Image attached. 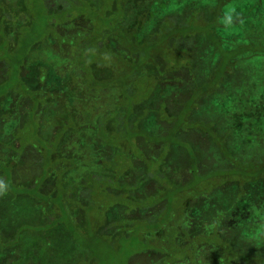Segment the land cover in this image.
Returning <instances> with one entry per match:
<instances>
[{
  "label": "rangeland",
  "instance_id": "1",
  "mask_svg": "<svg viewBox=\"0 0 264 264\" xmlns=\"http://www.w3.org/2000/svg\"><path fill=\"white\" fill-rule=\"evenodd\" d=\"M193 1L212 5L215 0H155L151 11L153 13L183 11ZM147 2V0H142L138 4L139 8L145 10ZM43 5V0H0V42H2V49L7 52L6 54H11L15 44H17L14 37L17 29L23 36L22 46L18 44L16 47L17 50H21L20 54L33 43L30 38L27 42V35L30 37V30L29 25H23L26 18L30 19L37 36L39 34L42 36L46 32L47 27H45L44 23L46 12ZM152 20L150 18V22ZM218 24L216 34L223 39V47L225 49H233L239 44L247 43L264 46V0L233 1L224 7ZM40 37L31 45L27 55L23 56V60L21 61L20 59V65L12 68V71L11 68H7L9 64H6L3 60L0 61V77L20 78L30 89H44L47 93L53 94V99L50 98L48 101V113L40 118L36 117V126H31L28 129L35 133L37 139L43 138L44 141L45 138L51 136L50 134L54 137L55 130H57L56 126L71 116L73 129L71 132L62 134L63 145L61 153L63 155H72L70 159L75 167L74 169L71 168L72 170H69L66 174L61 175V186L68 191L76 190L82 193V200L86 199V196L88 197L84 205L81 203V206L85 208L82 207L81 210L74 202L73 204L66 203L69 208L64 203V207L59 211L58 221L73 223L76 234L80 238L82 236L87 238L91 233L97 236L101 233V236L98 237H106L109 240L113 238L110 248L106 245V241L103 242L102 239V245L98 242L97 244L93 242L96 245L93 248L96 247V253L100 256L99 264L146 263L147 257H144L145 255L140 251L143 247L138 233L142 224V214H139L138 217H132L134 208L130 209L121 204H119L120 207L111 205L113 207L103 212L102 209L110 206L112 202L110 195L104 194L103 196L98 194L97 201H99V204H96V199L94 200L92 195L88 194V188L80 182L81 177L85 175L88 178L92 174V178H95L94 182L98 185L96 188L98 191L104 180L109 182V178H106V176H110V173L106 171L107 169L100 167L98 160L93 156L94 154L92 155L93 134L90 130H93L92 126L97 124L99 120L115 111L118 112L116 113L118 118L116 125L120 127L124 123L122 119L123 113H121L123 108L121 112L118 109L115 110L122 92L118 87L89 91L87 83L83 82L84 78L78 76L84 66L77 60L78 49L70 46L59 50L48 43L42 44L43 39H40ZM192 42L191 39L188 40L189 45ZM179 44L181 42L178 41L176 45ZM199 47L203 53L211 54V49L207 48L202 39H200ZM96 54L100 57V54ZM199 57L202 60L207 58L206 55H200ZM239 61L240 69L236 70L235 66L231 77L224 79L220 91L214 93L210 97L211 100L209 102L203 101L200 105H196L198 107L194 109L197 113H200L199 118L205 117V114L208 115L209 118H205L214 122L213 126L218 130L219 137L223 139V142H220L222 145L216 142L215 144L213 137L201 132L203 131L201 128L194 129L195 131L190 133V139L187 140V143L197 144L196 149L201 158V162L197 166L206 170V173H202L201 178L197 179V183L191 186L200 191L214 188L211 185L214 184L215 179L211 178L209 171H211V168L217 167V164L219 166L220 162V167H223L222 163H225V160L228 167H231V165L233 167L234 161L257 160L264 156V55L248 53L246 56L240 57ZM103 62L102 66L92 64L90 67L96 74L95 76H100L102 79L105 78L103 77L104 75L108 74L109 69L104 65L108 61L103 60ZM2 66H4V69ZM5 68L7 69L6 71ZM201 74L203 75V73ZM171 78L176 82L174 81V84L169 83L164 89L161 99L165 102L158 100L160 95L159 88L149 91V86L147 85L142 87L139 82L133 84L134 88L131 91L134 95L128 102L132 103L142 100L139 103L141 106L135 108L134 114H138L144 109L154 110L157 107L159 108V105L164 104L165 113H167L166 118L168 119L170 113L178 112V109L185 106V101L189 100L193 92L192 82H205L208 79V77H185L184 75L183 77ZM18 104L20 114L23 116L27 114L30 100L28 98L21 99L18 100ZM42 105L39 103L36 106L37 111H40ZM193 116L195 118L196 114L194 113ZM16 117L17 114L12 98L5 97L0 99V120H3L0 122V141L3 145L7 144L14 155L17 156L19 154L17 162L12 165L10 170L12 179L10 184L6 186L4 178H0V264H56L50 258L48 263H45V254H50L52 251L61 258L72 257L73 255L79 257L85 251L69 240L65 225L58 224L52 229L41 231L45 225V220L41 217V201L38 198V194H35L34 191L30 192L32 187H27L32 184L33 177L39 172L37 164H41V159L38 160L37 158L35 145L37 143L35 140H32V142L27 141L26 145L21 148L23 150L17 151V145L26 139L28 131L23 133L20 126L16 130V135L9 137L12 129L16 126ZM68 121H66L67 124ZM142 122V127L148 133L156 132L158 126L156 124L158 123L157 118L145 116ZM27 124H29L28 121ZM3 145H0V159L9 161V149ZM106 147L101 145L100 149L103 153L108 150L112 152V156L116 159L126 157L132 160L140 170L142 169L141 166L145 165L151 169L152 175H156L155 160L142 159L141 153L138 151L126 153L125 151L123 152L121 147H118L117 150L114 149V146ZM166 152V150H162L160 155L170 158L171 155H166ZM207 152L210 158L205 161L203 157L204 153ZM110 156L105 154L104 159L109 160ZM176 159L177 161H174L175 165L181 167V165L186 164L188 157L185 158V162L181 161L179 156ZM97 174H102L103 176H96ZM245 176L234 174L231 179H235L234 181L236 182L220 185L224 187L218 188L212 195L204 198L208 203H214L215 211H218L222 219L226 220L232 217L240 220V229L242 232L246 230L248 232V234H245L248 247L244 246L243 249L255 252L262 251L264 250V177L251 183L245 181ZM237 180L242 183L241 188H239ZM94 182L91 181V184ZM112 183V186L119 193L114 196V200L116 202H119V199L124 201V194L126 193L125 191H128V188L120 179L113 180ZM165 183L160 182V188L157 191L161 192V187ZM86 184L89 185L90 182H86ZM51 187L52 182L50 180L44 181L40 189L43 193L42 195L49 193ZM20 190L30 194H20L18 193ZM139 198L141 197L137 198L139 204L146 203V200H149V198L145 197L140 201ZM204 198L201 200H204ZM127 203L133 204L132 202ZM202 205L190 212L189 215L192 221L203 219L204 215H200L203 210L200 209L206 210L209 207L201 208ZM53 209L54 207H50V205L45 207L46 212L55 218ZM177 210L179 211V209ZM203 213L208 214V211ZM119 214L122 215V218L130 216L129 222L131 224L127 226L128 233L126 235L118 232L119 234L111 236L107 231L103 234L101 226L99 231L97 230L96 232L95 229L97 227L94 226L96 221L104 220L105 222L108 220V223H111L117 219ZM50 218L52 217L50 216ZM84 219L85 221L87 220L86 223L88 224L86 229L82 223ZM150 234L151 239L158 238L155 237L154 231H151ZM228 235L232 239L238 238L233 230ZM208 237H203L201 234L198 236L203 241H210ZM170 239L171 237L169 236L167 238L166 252L162 249L157 251L154 258L156 259V264H160L159 261H161V264H165L163 255L165 253L168 255L169 253ZM89 240L95 239L90 237ZM210 243L215 250L214 253H219L220 249L216 248L218 244L211 241ZM138 253L142 256H137L135 260H132ZM76 257L73 256L70 259L72 264H74ZM81 263L83 264L82 261Z\"/></svg>",
  "mask_w": 264,
  "mask_h": 264
},
{
  "label": "trees",
  "instance_id": "2",
  "mask_svg": "<svg viewBox=\"0 0 264 264\" xmlns=\"http://www.w3.org/2000/svg\"><path fill=\"white\" fill-rule=\"evenodd\" d=\"M141 1L43 0V7L46 12L44 20L45 27H47L46 32L42 36L41 34L37 36L30 19L26 18L23 25H29L30 30V37L27 35V42L30 38L35 43L41 36L40 39H43L42 44L48 43L59 50L64 47H76L78 49L77 60L81 65H84L82 70L78 67L81 70V74H78V76L84 78L83 82L87 83L89 91L113 87L120 88L122 96L115 110L118 109L121 112L123 108L121 113H123L122 119L125 125L121 124L120 127L116 125L118 119L116 116L118 112L116 111L114 112L115 114H107V117L102 118L97 124L93 125V130H90L93 134L92 155L94 154L93 156L98 160L100 167L107 169L106 171L110 173V186H112L113 180L120 179L128 188V191H125L126 193L124 194L123 204L130 209L138 206L139 209H133V212L140 210L141 212H138V214H143L141 218L142 224L138 231L139 240L143 247L140 251L145 252L152 248L148 246V242L151 240L150 232L154 231L155 237L160 238L155 239V245L159 244V246H155L154 251L161 248V242L159 241L162 238L164 239V235L170 234L173 237L170 240L168 255L164 254V256L168 257L167 259L165 258L166 262L168 260L171 264H245V262H242L245 256L237 252L234 254L230 253L232 238L224 237L230 231H227L221 224L223 221L219 213L217 215L219 226L216 227L215 231H212L213 233H210L213 237L206 230L209 226H206L207 222H203V225L198 222L200 225L195 224V226L200 227V229L198 227L193 229L192 223L189 221V214L195 208H199L201 204H203L201 208H210V203L204 197L212 195L218 188L224 187L220 185L236 182L234 181L235 179H231L234 174H240L242 177L247 175L244 177L246 178L245 181L251 183L264 177V156L257 160L234 161L233 167L232 165L228 167L226 160L225 163H222L223 167H220V162L219 166L217 164V167H213L209 171L211 178L215 179L214 184L211 185L214 188L200 191L191 186L197 183V179L201 178V174L206 173V170L197 166L201 162L200 154L196 149L197 144L187 143V140L190 139V133L197 128H201L203 129L201 132L213 137L214 143L222 145L220 142H223V139L219 137L218 130L213 126L214 122L207 120L205 117H209L206 114L205 117L199 118L200 113H197L194 109L198 107L196 105H200L203 101L209 102L211 100L210 97L220 91L224 79L231 77L235 66L236 70L240 69L238 64L240 57H244L248 53L264 55V46L247 43L239 44L233 49H225L223 47V39L216 34V28L219 26V19L223 14L224 7L236 0H215L212 5L193 1L183 11L164 13H153L151 11L155 0H147L145 10L140 9L138 4ZM237 1L239 2L240 0ZM150 18L153 19L151 22ZM18 30L14 36L17 44H15L11 54H6L7 52L2 49V42H0V61L3 60L6 64H9L6 67L11 68V71L12 68L20 65V59L21 61L23 60V56L27 55L33 44L25 48L20 54L21 50H17L16 47L18 44L22 46L23 36ZM199 36L200 38H198ZM189 39H191V42L193 41L190 45L188 44ZM200 39L205 42L207 48L211 49V54L203 53L199 47ZM178 41L181 44L176 45ZM96 53L100 54V57ZM200 55H206V60H202L199 57ZM103 60L108 61L104 65L109 69L108 74L104 75L103 77L105 78L102 79L100 76H95L96 74L90 67L92 64H103ZM2 67L4 69V66ZM182 74L185 77H208V79L205 82L190 83L193 87L192 95H190L189 100L185 101V106L178 109V112L170 113L167 119L165 105L161 104L159 108L157 107L154 110L144 109L142 112L139 110L138 114H134L135 108L141 106L139 103L142 100L139 102H128L134 95L131 91L134 88L133 84L139 82L142 87L147 85L149 86V91L159 88L160 95L158 100L165 102L161 97H163L162 93H164L166 86L169 83L174 84L175 80L171 77H183ZM5 97H11L13 100V106L17 113V129L21 126L23 133L28 131L26 139L21 144H18L17 151L23 150L21 148L26 145L27 141L32 142V140H35L37 143L35 144L37 154L40 155L43 164V175L30 186L32 187L30 192L34 191L40 198L41 215L49 221L46 222L41 231L52 229L57 224L62 223L72 235L76 245L82 249H90L92 256L100 259L98 253H96V247L93 248L96 246L93 242L95 244L98 242L102 245L101 239L97 238L93 233L89 234L87 238L85 236L80 238L71 222L58 221L59 211L64 207L63 201L67 199L65 196L67 195L66 189L61 186V175L66 174L71 168L75 167L71 162V155L63 156V153H61L63 145L62 134L71 132L73 129L71 116L67 119L69 120L68 124L66 123L67 120L58 124L55 138L51 137L52 134H50L51 136L43 141V138L37 139L35 133L28 129L35 125L36 117L40 118L48 113V101L50 98L53 99V94L47 93L44 89H30L20 78L0 77V99ZM25 98L30 100L29 106L31 107H29L27 114L23 116L19 113L18 100ZM39 103L43 105L40 107V111H37L36 106ZM194 113L196 114L195 118L193 116ZM145 116L157 118L158 123L156 124L158 126L156 132L148 133L142 127V120ZM2 121L0 120V122ZM27 121L29 124H27ZM15 132L13 134L10 133L9 137L16 135ZM0 145H3L1 141ZM101 145L105 147L114 146L115 150L121 147L123 152L125 151L126 153L138 151L141 153L142 159L155 160L156 175H152L151 169L145 165H142L140 170L132 160L126 157L116 159L112 156V152L108 150L103 153L100 149ZM3 146L8 147L7 144ZM162 150H166V155L170 154L171 157L167 158L160 155ZM105 154L111 155V159L110 157L108 158L109 160L104 159ZM177 156L183 162L188 157L186 164L181 165V167L176 166L174 161H177ZM18 158L19 154L17 156L13 154L9 161L0 159V178H2V175L4 176L6 186L10 184L8 181L11 174L10 170ZM209 158L208 152L204 153L203 159L206 161ZM57 164L58 169H53ZM120 166L121 168H119ZM51 171L56 174L55 181L56 185H58V194L53 197L49 193L42 195L38 192V186L48 178L50 179ZM172 175H174V178ZM94 179L90 176L81 183L85 185L86 182H90L91 184ZM237 181L239 188H241L242 183L240 180ZM96 182L98 181L96 180ZM160 182H166L161 187V192L157 191L160 188ZM96 184L95 182L91 184V195L94 200L96 199L97 204L99 202L97 201L98 194L104 196L107 193L96 190L98 186ZM74 191L77 193L76 190ZM138 191L140 195L136 197V192ZM18 193L30 194L22 190ZM138 197H141L139 198L140 201L145 197L149 198V200H146V203L139 204L137 201ZM79 198L83 199L80 192H78V197L76 195L75 201L78 202ZM203 198L204 200H201ZM127 202H132L133 204H128ZM47 205L54 207L53 211L57 213L55 218L46 212L45 207ZM210 209L201 210L208 211V214H210ZM209 216L207 215V217ZM132 217H135L134 214ZM86 222L87 220L85 221V226L88 225ZM98 223L96 221L94 226L98 227ZM88 227L90 228V226ZM200 234L203 237L209 236L208 240L218 244L216 248L218 247L220 252L214 253L215 250L211 247L210 241L200 242L201 239L198 238ZM235 234L237 237L241 235L244 239L243 241L247 242L245 238V234H248L247 230L242 232L239 227ZM90 237L95 240H89ZM202 243L204 246L200 245ZM106 245L110 248L107 242ZM199 249L202 250L201 259H198V255L195 254ZM222 249L224 251L228 250L229 253L221 255ZM248 259L249 261L254 260L250 264H264V253L261 258L251 256ZM98 262L99 260H97V264H99Z\"/></svg>",
  "mask_w": 264,
  "mask_h": 264
},
{
  "label": "flooded vegetation",
  "instance_id": "3",
  "mask_svg": "<svg viewBox=\"0 0 264 264\" xmlns=\"http://www.w3.org/2000/svg\"><path fill=\"white\" fill-rule=\"evenodd\" d=\"M29 107H31V106H28V109H29ZM20 111V110H19ZM20 113V112H19ZM17 114V113H16ZM42 116V115H41ZM16 126H17V123H16ZM16 126H14V128L12 129V131H11V134H13L16 130H17V127ZM56 128L58 129V125L56 126ZM16 133V132H15ZM56 133H57V130H55V133H54V136H56ZM53 137V136H52ZM55 138V137H54ZM18 146V145H17ZM9 150H8V154H9V158H10V160H11V158H12V156H13V153L11 152V148L8 146L7 147ZM38 155V160H40V155L39 154H37ZM64 156V155H63ZM72 156V155H71ZM8 157V156H7ZM67 158H68V156H66ZM42 166H43V164H42V161H41V164H37V168H38V173L33 177V181H32V184L30 185V186H32L35 182H37V180L41 177V175H43V169H42ZM55 168H57L58 169V164H57V166H55V167H53V169H55ZM53 169H51V170H53ZM72 169H74V167L72 168ZM72 169H70V171L72 170ZM90 176H93L92 174L90 175ZM96 176H103L102 174H97ZM167 177V176H166ZM172 177L174 178V175H172ZM2 178H4V176L2 175ZM86 178V176L84 175L83 177H81V180H80V182H83L84 181V179ZM106 178H110V176L108 175V176H106ZM47 180H50L51 182H52V187H51V191L49 192V194L51 195V197H53V196H56L57 194H58V185H56V174L54 173V172H52L51 173V177H50V179H47ZM8 181H9V183L12 181V179H11V177H10V179H8ZM46 181V180H45ZM43 184H44V181L38 186V192L40 193V194H43L41 191H40V189H41V187L43 186ZM30 186H28V187H30ZM85 187H87L88 188V194H91V190H92V185L91 184H89V185H87V184H85ZM140 191V190H139ZM136 192V197L137 196H139L140 194V192ZM65 192H66V194L67 195H65L66 197H67V199L65 200V201H63V204L65 203V206H67L68 208H69V206L66 204V203H69V204H73V202H74V204H76L80 209L79 210H81L82 209V207L83 206H81V203L84 205V203L86 202V199H87V197L88 196H86V199H84V200H82V199H78V202H76L75 201V199H76V195H77V197H78V192L77 193H75V191L73 190V191H68V190H65ZM99 192H103V193H107V195H110V199H111V203H110V206H108L107 208H103L102 209V211L104 212V211H107L108 210V208H110V207H113V206H111V205H116L117 207H120V205L119 204H121V205H124V206H126L125 204H123V201H120L121 199H119V202H116L115 200H114V196H116V195H118L119 193H118V190L117 189H115V187H113V186H110V184H109V182L107 181V180H104L103 181V184L100 186V188H99ZM215 192V191H214ZM9 193H10V191H9ZM46 194H48V193H46ZM65 194V193H64ZM45 195V194H44ZM81 195H82V193H81ZM94 199V198H93ZM103 205V204H102ZM122 207V206H121ZM127 207V206H126ZM143 207V206H142ZM214 203L213 204H210V208H212V209H210V214H206V213H203L204 211H201L200 213V215L202 216V214L204 215V217H203V219L201 220V219H195V221H192V219L190 218V223H192L191 225H192V228L194 229V228H196V227H198L200 224H198V222H200L201 224L203 223V222H207V224H206V226H208L207 228H206V230L209 232V235H211L212 237H213V235L212 234H210L212 231H215V229H216V227H218L219 226V224H218V218H217V215H218V211H215L216 210V208L214 207ZM84 208V207H83ZM139 209V207L137 206H134V209ZM85 209V208H84ZM209 209V208H208ZM54 210V209H53ZM201 210V209H200ZM213 210V211H212ZM137 212V213H136ZM138 212H141L140 210H136V211H134V212H132V216H133V214H134V216H137L138 217V215L139 214H141V213H139L138 214ZM55 213V215L57 214L56 213V211L55 212H53V214ZM143 215V214H142ZM207 215H210L209 217H207ZM118 217H117V219L116 220H114L113 222H111V223H108V220L107 221H105L104 222V220H101L99 223H98V227L95 229L96 230V232H97V230L99 231V227L101 226L102 228H103V234L104 233H106V231H107V233L108 234H110L111 236H113V235H116V234H123V235H126L127 233H128V230H127V226H129L130 224H131V222H129V219H130V216L128 217V218H122V215L121 214H119V215H117ZM41 217L45 220V224H46V222H47V219H45L42 215H41ZM208 220H210L209 222H208ZM223 222L221 223L224 227H225V229L227 230V231H231V230H233L234 232L239 228V223H240V220H236V219H233L232 217L229 219H221ZM192 221V222H191ZM82 223H83V225L85 226V219H84V221H82ZM107 223V224H106ZM59 224H62V223H59ZM72 225H73V223H71ZM106 224V225H105ZM195 224L196 225H198V226H195ZM220 224V225H221ZM58 225V224H57ZM56 225V226H57ZM203 225V224H202ZM75 227V226H74ZM100 227V228H101ZM134 227V226H133ZM202 227V226H201ZM191 228V229H192ZM85 229H86V226H85ZM115 229H117V230H115ZM198 229H200V227H198ZM250 231V230H249ZM119 232V233H118ZM67 233H68V237H69V240L70 241H72V243H74V240H73V237H72V235L68 232V230H67ZM213 233V232H212ZM102 234V235H103ZM97 238H99V239H102L103 241H106L109 245H110V243L112 242V240H113V238H111V240H109V239H106V237H104V238H102V237H98V236H101V233H99L98 234V236L97 235H95ZM110 236V237H111ZM171 237V235L170 234H166V235H164V239L162 238L159 242H161V248H159V249H157V251L158 250H160V249H162V250H164V251H166L165 249H166V244H167V238L168 237ZM174 237H175V235H173ZM47 237V236H46ZM224 237H230L229 235H225ZM173 237H171V239H172ZM170 239V240H171ZM47 240H49V238H47ZM244 239H243V237H241V235H239L238 236V238L237 239H232L231 240V243H230V246H231V249H230V253H232V254H234L235 252H237V253H240V254H242L243 256H245V258L242 260V262L244 263L245 262V264H250V262L251 261H254V260H251V261H249V259H248V257H251V256H254V258H261L262 257V254L264 253V250H262V251H251V250H246V249H243V247L244 246H247L248 247V245H247V242H244L243 241ZM203 242V240H200V242ZM75 244V243H74ZM154 245V246H153ZM201 246H204V244L202 243V244H200ZM78 246V245H77ZM148 246L149 247H155V246H159V244L158 245H155V239L153 240V239H151V240H149V242H148ZM243 246V247H242ZM79 247V246H78ZM80 248V247H79ZM82 249V248H81ZM83 251H85V253H83V255H80L79 257H76V255H73V256H75L76 257V260L74 261V264H82L81 263V261L83 262V264H97V260H99L97 257H94V256H92V251L90 250V249H82ZM157 251H154V249H148V250H146L145 252L143 251L142 252V254L143 255H145L144 257H147V262L145 263V262H143V264H156L155 263V261H156V259H154L155 258V255H156V253H157ZM201 252H202V250L201 249H199L195 254L196 255H198V259H201ZM224 253L226 254V253H229L228 252V250H226V251H222V253H221V255H224ZM26 254V253H25ZM25 254H23V255H25ZM232 254H230V255H232ZM72 256V257H73ZM137 256H142L140 253H138L137 255H135L134 256V258H132V260H135L136 258H137ZM45 257H46V261H45V263H48V259L50 258L52 261H54L56 264H72V262L70 261V259L72 258V257H59L54 251H52L50 254H45ZM163 257H164V259L166 258V256H164L163 255ZM160 262V264H161V261H159ZM173 262H175V261H173ZM216 262V261H215ZM231 262H233L234 263V261L233 260H231ZM99 263V262H98ZM165 264H171L170 263V261H168L167 260V262H166V259H165ZM198 264H201V263H198ZM215 264V263H214Z\"/></svg>",
  "mask_w": 264,
  "mask_h": 264
}]
</instances>
